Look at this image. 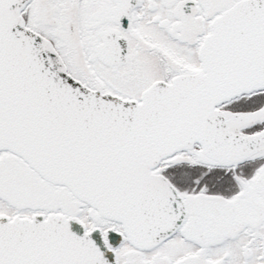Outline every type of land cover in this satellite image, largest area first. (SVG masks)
Masks as SVG:
<instances>
[{
    "label": "snow or ice",
    "instance_id": "snow-or-ice-1",
    "mask_svg": "<svg viewBox=\"0 0 264 264\" xmlns=\"http://www.w3.org/2000/svg\"><path fill=\"white\" fill-rule=\"evenodd\" d=\"M0 264H264V0H0Z\"/></svg>",
    "mask_w": 264,
    "mask_h": 264
}]
</instances>
